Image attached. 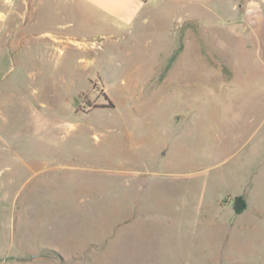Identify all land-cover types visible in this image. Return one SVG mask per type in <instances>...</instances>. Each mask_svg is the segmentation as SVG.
I'll use <instances>...</instances> for the list:
<instances>
[{"label": "rangeland", "instance_id": "obj_1", "mask_svg": "<svg viewBox=\"0 0 264 264\" xmlns=\"http://www.w3.org/2000/svg\"><path fill=\"white\" fill-rule=\"evenodd\" d=\"M68 4L0 0V264H264V10Z\"/></svg>", "mask_w": 264, "mask_h": 264}, {"label": "crops", "instance_id": "obj_2", "mask_svg": "<svg viewBox=\"0 0 264 264\" xmlns=\"http://www.w3.org/2000/svg\"><path fill=\"white\" fill-rule=\"evenodd\" d=\"M69 2V6L74 2H77L76 10H78L82 16L87 17H100L110 24L113 30L120 24H115L112 20L115 19L121 24H130L136 16L142 14L146 10L147 6L151 4L153 0H63ZM259 8L264 10V0H256ZM259 9V11H260ZM143 23L148 21L146 15L142 17ZM104 24V23H103ZM113 28V29H112Z\"/></svg>", "mask_w": 264, "mask_h": 264}, {"label": "trees", "instance_id": "obj_3", "mask_svg": "<svg viewBox=\"0 0 264 264\" xmlns=\"http://www.w3.org/2000/svg\"><path fill=\"white\" fill-rule=\"evenodd\" d=\"M245 207V202L242 197H237L234 202V210L236 213H240L243 211Z\"/></svg>", "mask_w": 264, "mask_h": 264}]
</instances>
